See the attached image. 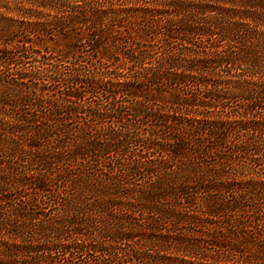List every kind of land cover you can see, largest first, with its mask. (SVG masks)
I'll return each instance as SVG.
<instances>
[{"label": "trees", "instance_id": "trees-1", "mask_svg": "<svg viewBox=\"0 0 264 264\" xmlns=\"http://www.w3.org/2000/svg\"><path fill=\"white\" fill-rule=\"evenodd\" d=\"M0 264H264V0H0Z\"/></svg>", "mask_w": 264, "mask_h": 264}, {"label": "rangeland", "instance_id": "rangeland-1", "mask_svg": "<svg viewBox=\"0 0 264 264\" xmlns=\"http://www.w3.org/2000/svg\"><path fill=\"white\" fill-rule=\"evenodd\" d=\"M107 1H109V2L115 1V2H118V3L124 2V0H107ZM40 47L39 48L44 53H47V54L52 55V56L61 55L62 57H69L73 53L72 48L69 45L68 41L64 40L63 38H56V37L52 38V40H48L47 42H45L42 45H40ZM114 56L118 57L117 58L118 60H116V58L110 60L109 63L111 64V69H114L115 67L116 68L117 67L122 68V67L126 66L127 63H126V60L123 57L120 58L119 54H116ZM68 59H71V58H68ZM74 121H82V119L74 118ZM193 261H195V263H197L200 260L198 258H193Z\"/></svg>", "mask_w": 264, "mask_h": 264}]
</instances>
